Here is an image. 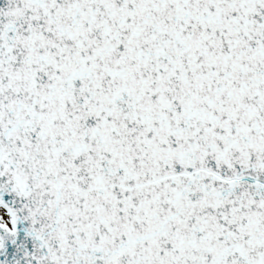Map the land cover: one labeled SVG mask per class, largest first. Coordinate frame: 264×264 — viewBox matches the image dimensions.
<instances>
[{"label": "snow or ice", "instance_id": "6c2138e0", "mask_svg": "<svg viewBox=\"0 0 264 264\" xmlns=\"http://www.w3.org/2000/svg\"><path fill=\"white\" fill-rule=\"evenodd\" d=\"M0 264H264V0H0Z\"/></svg>", "mask_w": 264, "mask_h": 264}]
</instances>
